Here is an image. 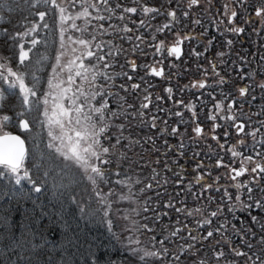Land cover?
Wrapping results in <instances>:
<instances>
[{
    "label": "rangeland",
    "instance_id": "374dc122",
    "mask_svg": "<svg viewBox=\"0 0 264 264\" xmlns=\"http://www.w3.org/2000/svg\"><path fill=\"white\" fill-rule=\"evenodd\" d=\"M12 1L14 0H10V2L0 0V65H3L2 70L5 72L9 82L16 80V76H13L12 73L20 76L29 88L33 86L35 81H38L36 97L39 99L29 95V104L24 105L22 102L23 94L20 92L19 87L10 89L8 83L0 81V92H2V95H0L1 134L8 131L21 133L24 138H29L35 153L39 150V143L46 144L50 152L58 157L61 162L72 164L81 172L88 184L86 186V196H90L98 205L97 200L99 197L96 196L97 185L88 179L86 169L81 167L80 163L66 159L64 155L56 151L55 147H49V121H51L53 135H60L59 126L54 122L58 118L56 116L58 110L55 109L54 105L58 102L56 97L60 94V91L64 88H69L70 90L66 96H72L77 91L78 86H81L85 93H92L98 90L100 94L92 100V105L99 107V102H101V97H103L107 101V108L110 111L106 112L104 121L97 123V130L104 123L108 124L106 133L101 135V143L105 147H110L115 157L118 156L114 152L117 149V136H124V128H120V125L125 126L126 115L129 112L131 114L130 117L135 116L137 121L142 119L146 126L144 133L148 145L139 148L137 153L135 152V159L141 170L142 166L147 169V163H152L151 159H154L151 166L155 167L158 156L165 155L164 153L168 155L166 161L171 157L173 158L174 153L177 154V151H172L171 148H175V146L178 148L183 139L197 141L200 146L201 144H207L215 148L216 145H221V150L227 149L229 152L235 150L242 154L241 160L233 157V159L235 158L234 162L232 161L227 165L221 163V172H218L216 177L220 176L219 182L221 185L219 186H224V190H227V197L233 198L236 204L239 203L237 204L239 206L242 204L245 193L244 187L251 182L254 184L259 182L262 176L259 170L255 174L251 173V168L255 166L257 161L264 163V88L260 87V85H264V72L263 70L262 72L260 71L261 66L258 63L257 67L253 69V76L250 80L246 81L245 77L244 79L237 77V81L231 83L233 84V92L228 90V92L217 97L213 95L209 97L207 95L205 98V95L200 92L201 87H199V84L202 80L207 79L208 87L212 83L222 86L223 83L221 82L224 80L225 73L223 70H220V72L219 68L226 67L229 70L234 59L242 56L240 49H235V46H233V42L238 40L241 35L230 31L231 28L245 26L252 19L253 33L251 41L252 43H258L259 41L263 43L264 40H261V38H264V13L260 16H257L256 13L264 9V0H198L196 4H191V0H182V2L177 1L175 3L176 8H171L169 11L178 9L185 11L184 7L189 9L191 6H201V11L206 17L210 19L216 18L213 23L218 29L212 32L210 37L204 38L203 41L204 45L201 54L204 53L206 64L201 67L199 65L192 67L189 64L190 52L194 53V60L198 59L196 56L197 50L193 48L188 50L185 55L184 64L186 65L184 66L171 60L170 56L167 58V54L164 52L165 49L161 51L163 58L157 56L156 45L162 44L167 47L170 41L163 39L150 48L148 38L151 36L144 35L143 31L152 32L154 30L155 34L160 37L162 36L160 31L164 28L163 26L166 25V22L160 18H154L155 12L145 13L142 10L140 11V2L138 0H107V3H104L103 0H93L97 7L87 8L86 15H81L85 9L79 3L73 7L68 3V0H55V4H59L60 8L64 9L63 21L60 19V8H56L55 4H37L36 0H15V3L10 6ZM8 5L10 6L9 8ZM156 6L157 4L152 8L155 9ZM2 7L8 8L5 14H3L2 10L4 8ZM131 7L137 8L139 12H127L126 9ZM233 11L236 12L235 17H237L234 23L230 21ZM39 12L46 13L43 19L37 15ZM214 14L216 15L214 16ZM6 16H8V19ZM97 17H105L106 19H98ZM108 17L110 19H107ZM141 21H144L143 25ZM44 24H47L48 27H44ZM73 24L78 28L86 27L87 31L83 33L77 31L72 28ZM139 27L140 29L142 27V34L138 31ZM62 28L64 29L63 48L61 47ZM194 28L190 27V29ZM4 31L7 33H4ZM25 33L26 35H24ZM181 33L176 31L172 37L177 38L179 35H185ZM187 34L195 35L196 32ZM218 34H220V38L224 37L226 38L225 41H227L221 43V47H218L219 43L216 44V38L214 39V36L217 37ZM48 35L49 38L46 39ZM137 37L140 39H137ZM32 39H35L37 44H31ZM77 39H84L89 42L87 49L84 45L74 43ZM138 44H140V47ZM227 44L228 48L224 46ZM20 45H23V49H21ZM96 45H100V47H96ZM208 47H210L208 49L209 52L212 51V55L209 56L206 49ZM230 47L234 48V50L229 51ZM261 47L264 49V45ZM73 49H75V52L72 51ZM21 50L28 52V57L23 65L19 63ZM87 51L93 52L94 55L89 57ZM96 55L102 56L103 59H95ZM58 56L60 57L59 60H57ZM215 57L220 59L221 62L216 63ZM245 59H247L246 56L242 58V61ZM70 61L73 63H70ZM133 62L135 68L131 66ZM165 62L170 63V72L177 71L186 75L192 73L197 74L200 78L197 79L196 84H194V79L192 78L190 80H193V82L184 83V85L188 83L191 86L189 90L182 91V89H185L184 87H180L181 89L172 87V90H175L173 93V91L168 92L163 88L162 97L163 99L168 98L170 104L167 103L161 106L158 101L159 94H156L152 106L141 107V104L147 105L150 102L152 98L151 86L153 83L156 85L152 69L158 70L160 63ZM224 62H228V66ZM53 69L56 70L55 73ZM85 69H87V80L83 79ZM199 69L202 70V78L201 73L198 71ZM77 71H80L82 75L77 76ZM42 72L44 73L43 77L41 75ZM238 74H240V71ZM69 75L73 77L71 84L68 82ZM218 75L220 76L213 80ZM93 77H95L94 80ZM108 77L112 78L109 79ZM128 77H131V79ZM163 78L160 81L165 83V87L166 80L167 82H172L165 77ZM50 80L52 81V87H49L48 82ZM139 81L141 82L140 88L131 87V85H138ZM89 82H91V85ZM193 85L196 86L194 87ZM247 87H249L248 95H241L240 89ZM105 93L107 94L105 95ZM44 99H47V105L43 103ZM232 99L235 104H231ZM9 100L12 105L16 100L15 103L20 107L18 114L13 111L11 106L5 105V101L8 102ZM61 102L65 107L69 106L66 98ZM79 102H84L83 97L80 98ZM161 102L163 103V101ZM158 105L163 110L159 116H157ZM45 108L48 110V117L44 115ZM87 110V107H85L84 111L87 112ZM166 110L171 112L168 113ZM134 112L136 114L132 115ZM75 115L74 112L71 114L73 120ZM20 116L24 117L19 118ZM15 117L19 119L15 121ZM212 117H215V119H212ZM153 118H155V127H152ZM22 120L28 121V130L21 126L20 122ZM240 122L245 124L242 132L238 131L236 127V125H241ZM64 123L65 130L74 137L75 132L70 129L75 128V125L69 126L67 118L64 119ZM11 124L17 130L11 129L9 127ZM196 127L202 129L199 135L194 131ZM173 128L177 129L175 133L172 132ZM253 132L255 133V138L249 135V133ZM113 133L116 137L114 140L112 139ZM53 143L63 148L60 140H55ZM64 144H67L66 139ZM248 146L253 149L249 150ZM159 147L163 149L162 154L158 151ZM245 150L246 152H244ZM257 153L262 155L258 156ZM247 156H252L254 162L245 161L242 165L241 161ZM106 158L111 159L110 156ZM236 160L238 164H236ZM22 164L20 168L21 175H23L25 169L28 170L27 163ZM111 166V164H108L104 167L109 170ZM242 166L249 168L248 171L241 177H236L235 180L231 179L233 174H235L231 169H238ZM157 170L155 169V171ZM147 175L140 177L129 175L118 178V182L114 181L116 187H110L108 183H100L98 185L99 189L104 193H109L110 189L115 190L117 193V196L110 195L109 199L114 202L113 212L119 209L113 219L115 218V221L119 224L117 231L121 233L122 242L137 258L135 262L130 264H139L138 260L144 259L155 264H201L199 260L205 256L201 252V240L192 241L188 235L191 232L201 237V226L197 227L196 220H191L188 226L183 221L178 223L182 226V230H188L186 236L179 239L174 238L171 233L159 235V237H156L157 235L150 236L147 234L146 228H140L139 231L132 230L136 225H143V200L140 201L135 196V191L138 192L137 189L141 186L138 180L141 179L143 183ZM198 176L205 178L207 175L200 170ZM152 179L154 183L160 182L157 177ZM237 184H240L241 187L237 188ZM119 195L130 196V198L120 200L118 199ZM195 204L193 211L198 214L197 210L201 209V201ZM101 207L103 208V205ZM175 212L177 213L176 210ZM180 215L179 219H184L182 218L184 214ZM109 216L112 217L113 213H110ZM106 219L108 220L109 217H106ZM129 238L138 240L140 243H130ZM161 240L164 242L163 245L158 243ZM178 244L182 246L179 247ZM189 245H193V247L189 248ZM162 248L168 249L167 254L162 253ZM186 248H188V251L185 250ZM132 249H135V251ZM145 252L156 253V255H145ZM177 256H179V260L176 259ZM236 258L242 263L252 264L251 259H249V262H245L241 255Z\"/></svg>",
    "mask_w": 264,
    "mask_h": 264
},
{
    "label": "trees",
    "instance_id": "16d2710c",
    "mask_svg": "<svg viewBox=\"0 0 264 264\" xmlns=\"http://www.w3.org/2000/svg\"><path fill=\"white\" fill-rule=\"evenodd\" d=\"M138 1L140 11L144 7L152 8L157 4L155 9H159V12L175 9V3L182 2V0ZM14 3L15 0L10 6ZM10 6L8 5V8ZM2 8L5 14L8 8ZM183 9L192 13L197 12L199 6ZM6 17L8 19V16ZM197 19L196 15L190 14L189 28L198 26L196 22H192ZM206 26L213 31L212 25ZM143 34L148 35L146 32ZM47 38L49 35L46 36ZM41 75L43 77L44 73L42 72ZM15 102L12 105L10 100L5 101V105L11 106L18 114L20 107ZM135 114L134 112L132 115ZM130 115V112L126 115L124 136H117L120 143L117 144L114 152L118 156L115 157L112 152L109 155L113 163L109 168L107 179L111 187L115 186L114 181L118 182L124 176L140 177L148 174L143 183L141 179L138 180L141 186L137 189L138 192L135 191V196L140 201L143 200L142 223L147 225V234L159 237V235H168L179 228L181 230L178 235L173 236L179 239L185 237L188 230H182V226L178 223L183 221L188 226L191 220L210 218V225H201V236H206L208 231H213V236L201 240V252L205 256L199 262L245 264L238 261L236 258L238 255L232 251L235 249L236 252L247 253V255H241L245 262L251 259L252 264L253 262L264 264V244L261 243V238L264 237V227H262L264 208L254 204L257 200L264 202V173L259 182L255 184L251 182L244 187L243 202L239 206L233 198L228 199L225 196L224 186H219L221 185L220 176L216 177L218 172H221V163L229 164L233 161L231 152L227 149L221 150V145H216L215 148L207 144L200 146L197 141L183 139L178 148L176 146L171 148L172 151H177L173 158L166 161L168 155L164 153L165 155L158 156L155 167L151 166L154 161L151 159L152 163H147V169L142 166L141 170L135 159V152L148 145L144 133L146 126L142 119L137 121L135 116L130 117ZM21 117L24 116L19 118ZM19 118L15 117L14 120ZM9 127L17 130L12 124ZM115 138L113 133L112 139ZM25 141L27 155L23 163H27L29 176L35 184L27 179L22 180L21 184H16L15 175L8 173L6 169L4 170L6 174L0 175V264H130L135 262L137 258L122 242L121 233L117 231L118 222L114 218L109 225L101 205H97L90 196H86L88 184L81 172L74 165L61 162L50 152L46 144L39 143V150L35 153L29 138H25ZM247 148L253 149L250 146ZM158 151L162 154V147H159ZM218 161L220 166H217ZM0 169H3V166H0ZM155 169L158 170L155 171ZM200 170L207 175L205 178L198 176ZM153 177H157L160 182L154 183ZM197 178H200L199 182ZM147 184L152 187H146ZM205 185L213 187L205 189ZM36 187H40L39 192L35 191ZM248 187L252 190L251 200L248 198ZM201 192L203 195L197 199ZM221 196H225L223 201L220 199ZM208 197L213 198L210 203ZM199 201H201L202 213L196 214L193 206ZM169 203L173 206L169 207ZM245 204L253 206L246 208ZM217 206L220 212L216 217H211V212L216 211ZM177 208L182 211L176 213ZM182 213L184 219H179ZM252 217L257 219L253 220ZM217 227L221 229L219 232L214 231ZM249 244L251 247H248ZM178 246L182 245L178 244ZM185 250L188 251V248ZM220 252L224 255H218ZM138 261L139 264H155L146 259Z\"/></svg>",
    "mask_w": 264,
    "mask_h": 264
},
{
    "label": "snow or ice",
    "instance_id": "6c2138e0",
    "mask_svg": "<svg viewBox=\"0 0 264 264\" xmlns=\"http://www.w3.org/2000/svg\"><path fill=\"white\" fill-rule=\"evenodd\" d=\"M104 3H107V0H103ZM198 2V0H191V4H196ZM37 4H45V5H53L55 4V0H36ZM68 3L71 6H75L77 3L80 4V6L82 8L85 9V11L83 13H81V15H86L87 14V8H95L97 7V5L93 2V0H68ZM56 8H60L59 4H55ZM61 11V21H63L64 16H63V12L64 9L60 8ZM127 12H136L137 8L135 7H131V8H127L126 9ZM143 12L148 13V12H159V9H154V8H149V7H144L142 9ZM262 13H264V9H261L260 11H258L256 13L257 16H260ZM41 19H43L46 15L45 12H39L37 14ZM169 15L174 16L175 13H169ZM184 15H187V13L185 12ZM231 16L234 18L236 16V12L233 11L231 13ZM98 19H106L105 17H97ZM107 19H110V17H108ZM196 23H199V21H196ZM141 24H144V21H141ZM44 27H48L47 24H44ZM164 28L169 27L168 25H164ZM73 29H76L77 31L80 32H85L87 31V28H78L75 24L72 25ZM230 31L235 32V33H240L243 31L242 28H238V27H233L230 29ZM63 33H64V29H61V47H64V39H63ZM19 35V34H18ZM26 35V33L24 34ZM129 39H131V37H129ZM137 39H140L139 37H137ZM74 43L79 44V45H84L85 48L87 49L88 43L87 41H85L84 39H77L76 41H74ZM230 43V41H229ZM31 44L35 45L37 44V41L35 39L31 40ZM21 49H23V45H20ZM96 47H100V45H96ZM73 52H75V49L72 50ZM173 52L178 51V48L173 47L172 49ZM87 55L89 57H92L94 54L91 51H87ZM221 55H223V53H221ZM28 57V52L21 50L20 54H19V63L20 65H23L25 60ZM60 57H57V60H59ZM79 59V57H78ZM95 59L97 60H102L103 57L96 55ZM70 63H73L72 61H70ZM131 66L133 68H135V64L134 62L131 64ZM3 69V65H0V81H4L6 83H8V87L10 89H15L17 87H19L20 92L23 94V104L24 105H28L29 104V95H31L32 97L39 99L36 97V91L38 90V81H35L33 83V86L31 88L27 87V85L24 83V80L20 77L17 76L16 73H12L13 76H16V80L9 82L7 77L5 76V72L2 70ZM9 71H11L9 69ZM55 69H53V72L55 73ZM153 73H155V75L159 76L162 74L161 71H157L155 68L152 69ZM87 69H85V74L83 75V79L87 80L88 77L86 75ZM77 76H81L82 73L80 71L76 72ZM109 79H111L112 77H108ZM129 79H131V77H128ZM95 79V77H93V80ZM73 80V77L71 75L68 76V82L71 84ZM49 87H52V81L50 80L49 82ZM91 85V82H89ZM194 87L196 85H193ZM132 88H138V85H131ZM199 87L203 88L205 87L204 83H200ZM261 88H264V85H260ZM69 88H64L60 91V94L56 97V100L58 101L57 103H55L54 107L57 111L56 116L58 118L55 119V124L59 126L60 129V135L58 136H54L52 131H51V121H49L50 124V130H49V137H50V143H49V147H55L57 152H60L62 155L65 156L66 159L73 161V162H78L80 163L81 167H84L88 173V179L93 183L97 185V189H96V196L99 197V199L97 200V203L100 205H103V212L105 214L106 217H109L108 219V223L109 225L112 224L113 222V217L115 215V213L119 212V209H116L115 212H113V201H111L109 199V196H117V193L115 192V190L110 189L109 193H104L102 192L98 185L100 183H108V179L107 177L109 176V170L106 169L104 166L113 163V161L111 159L106 158L107 156H109L111 154V150L110 147H105L103 146V144L101 143V135L106 133V129L108 128V124L104 123L103 126H100L97 130V123L100 121H104L105 120V114L106 112L110 111V109L107 108V101L103 99V97H101V102H99L100 106L99 107H95L92 105V100H94L96 98L97 95H99V91H94L92 93H85V91L83 90V88L81 86L77 87V91L75 93H73L72 96H66V94L69 92ZM166 91L171 92L172 89H167ZM248 91L247 88H241L240 89V93L241 95H244L246 92ZM51 94V93H49ZM107 93H105L106 95ZM0 95H2V92H0ZM83 97V101L84 102H79L80 98ZM68 100V107H65L64 104L61 102L64 99ZM145 99H147V97H145ZM43 103L45 105H47L48 101L47 99H44ZM182 103V102H181ZM233 103H235V101H233ZM87 107V112L84 111V108ZM141 107L146 108L147 105L146 104H141ZM75 113V119L73 120L71 114ZM44 115L45 117H48V110L47 108L44 109ZM113 115H115V113H113ZM177 115H179V113H177ZM67 118V122L68 125H75V128H71L70 130L75 132V136H71L68 134V131L65 130V123H64V119ZM5 119H7V117H5ZM212 119H215V117H212ZM155 118H153V124L152 127H155ZM21 126L25 129L28 130V121L26 120H22L20 122ZM238 131L242 132L243 131V125H236ZM120 128H124V125H120ZM177 131V129L173 128L172 132L175 133ZM196 134H200L202 132V129L200 127H196L194 129ZM249 135H252L253 138H255V133H249ZM65 139L67 140V144H64ZM4 140H10L12 141V143H9L7 145H0V166H3V169H0V175L6 174L5 173V169L7 170L8 173L14 174L15 175V182L16 184H21L22 180H29L30 183L35 184V181L32 180V178L29 176L28 170L25 169L23 175L20 174V168L21 165L25 159L26 156V151L23 147L24 145V141L20 139L19 136H10L8 134H5L4 136H0V141H4ZM55 140H60L61 144L63 145V148L56 146L53 141ZM120 143L119 138H117V144ZM222 147V146H221ZM232 157H238L240 155H242L241 153L233 150L231 152ZM257 155H262L260 153H257ZM246 162H254L253 161V157L252 156H247L244 158L243 161H241L242 165ZM217 166H220V162L218 161ZM257 170H259L260 173H264V165L260 164V163H256L254 167L251 168V173L255 174L257 173ZM231 171L235 172V175L231 177V179L235 180L236 177L243 175L246 171H248L247 168L245 167H241L239 170H236L235 168L231 169ZM47 174V173H45ZM200 178H197V182H199ZM255 179V177H254ZM166 183V181H165ZM146 187L150 188L152 187V185H146ZM212 185H205V189H210L212 188ZM237 188L241 187L240 184L236 185ZM217 191L219 189H216ZM35 191L39 192L40 191V187H36ZM251 187H248V192H249V199L251 200ZM203 192H201L197 199H199V196H202ZM227 190L225 189V196H227ZM225 196H221V201H223L225 199ZM130 198V196H124V195H119L118 199L123 200V199H128ZM209 203L212 201V197H208L207 198ZM228 199H231V197L229 196ZM237 199H239L237 197ZM255 206L258 207H262L264 208V202H261L259 200L254 202ZM169 207H172L173 205H171V203L168 204ZM253 205L250 204H245L244 207L246 208H250ZM147 210V209H145ZM177 212L182 211V209L177 208L176 209ZM186 211V209L184 210ZM198 212L202 213V209H198ZM220 212V208L219 206H217V210L211 212V217H216L218 215V213ZM113 213V216L110 217L109 214ZM188 215H192V213H187ZM253 220L257 219L256 217H252ZM197 227L201 226V225H210L211 224V219L210 218H204L202 220H197L196 221ZM262 227H264V225H262ZM140 228H147V225H136L132 230L133 231H139ZM181 229L177 228L174 229L171 233L172 236H177L179 231ZM221 229L219 227H217L216 229H214V231L219 232ZM189 238L192 241H197V240H205L209 237L213 236V231H208L206 236H201L198 237L196 235H192L191 232L188 233ZM129 242L130 243H135L138 244L140 243V241L138 240H134L133 238H129ZM158 243H160L161 245H163V240L159 241ZM261 243L264 244V237L261 238ZM189 248H192L193 245H189ZM248 247H251V245L249 244ZM133 251H135V249H132ZM233 252L236 253V255H247V253H243V252H236L235 249H232ZM168 249L167 248H162V253L163 254H167ZM145 255H156V253H152V252H145ZM218 255L223 256L224 253L220 252L218 253ZM141 259H143V257H141ZM177 260H179V256L176 257ZM201 264H204V262H201ZM254 264V262H253Z\"/></svg>",
    "mask_w": 264,
    "mask_h": 264
},
{
    "label": "flooded vegetation",
    "instance_id": "af4514ba",
    "mask_svg": "<svg viewBox=\"0 0 264 264\" xmlns=\"http://www.w3.org/2000/svg\"><path fill=\"white\" fill-rule=\"evenodd\" d=\"M172 12L175 13L174 16L169 15V13H172ZM185 12L187 13V15H184ZM190 14L196 15L198 17L197 21H199V23H197L198 26L195 27L194 29L189 28V24H190L189 16H190ZM153 16H154V18H157V19L160 18L161 20H165L166 25L169 26L167 28L161 29L160 32H161L162 36H160V37H158V35L155 34L154 30H152V32L143 31V33L146 32L149 37L151 36L150 38H148V40H149L148 44L150 45L149 46L150 48L154 47L156 45V42L162 41L163 39H167L168 41H170V43H168L167 47H164L162 44L156 45L157 56L162 57L161 51H162V49L163 50L165 49L166 51L164 50V52H165V54H167V58H168V56H170L171 60L175 61L179 65L184 66V65H186V64H184L185 63L184 62L185 55L188 53V50H191L193 48V49L197 50L196 56L198 57V59L194 60L193 57H195V55H194V53L190 52V59H189L190 66L196 67L197 65H199L201 67L202 65L206 64V60L204 59V53L201 54V51H202V48L204 45L203 41H204V38L210 37L211 33L218 29V28H216V25H214V23H213V20L216 18H213V19L207 18L205 16V14L201 11V6L199 7V10L197 12L190 13L189 11H182V10L178 9L175 11L171 10V11H164V12H155ZM217 18H219V17H217ZM236 18L237 17L233 18L231 16L230 21L234 23V21H236ZM251 21H252V19H251ZM251 21L249 20L245 26L239 27V28H242L243 31L239 33V35H241L239 37V39L233 42L234 43L233 46H235L234 48L240 49L241 55L243 57L246 56L247 59L242 61L243 57L240 56V58L234 59L232 65H231V68L229 70H227L226 67H224V68L220 67L219 68V71L223 70L225 73L224 74V80L221 82V83H223L222 86L218 85L217 83L216 84L212 83L208 87L207 79L202 80L201 83H204L205 87L201 88L200 92L203 95H205V98L207 97V95L209 97H211L212 95L216 96V97L221 96L223 93L228 92V90H230V92H233V88H232L233 84H231V83L236 82L238 78L244 79V77H245L246 81L250 80L253 76V71H254L253 69L257 67L258 63L261 66L260 71L262 72V70H263V72H264V49H262V47H261L262 45H264L263 44L264 41H263V43H260V41L258 43H252L251 36L253 33V31H252L253 25L251 26ZM192 22H196V21H192ZM206 25H212L213 31H211L210 27H208ZM138 31L140 34H142V27H141V29L139 27ZM176 31H178L180 33L183 32L181 34L182 35L185 34V35H183V36L179 35L177 38H173L172 36L175 34ZM190 32H196V34L195 35L187 34ZM4 33H7V32L4 31ZM144 35H146V34H144ZM219 36H220V34H218L217 37L214 36V39L216 38V41H215L216 44L219 43L218 47L219 46L221 47V43H225L227 41H225L226 38H224V37L220 38ZM174 39H176V40H174ZM261 40H264V38H261ZM209 44L211 45V43H209ZM138 45L140 47V44H138ZM224 46L227 48L229 47L228 44L224 45ZM173 47L178 48V51L173 52L172 51ZM234 48L230 47L229 51L234 50ZM179 49H181V53L178 56L177 52H179ZM206 49H207V55L208 56L212 55V51L209 52V50H208V49H210V47H208ZM143 59H144V57H143ZM215 60L217 61L216 63L221 62V60L216 59V57H215ZM190 61H192V62H190ZM196 63H198V64H196ZM224 64L227 65L228 62H224ZM169 65H170V63H167V62L160 63V65H159L160 67L158 68L157 71H161L162 74L157 76L154 73V78H155L154 82L156 83V85L153 83L151 86L152 98H151L150 102L147 104L148 107L152 106V104L154 103L153 99H154V96L156 94H159L158 95V101L161 104V106L166 105L167 103L170 104V101L168 100V98L163 99V97H162V89L163 88H165V91L170 86H171L170 87L171 89H172V87H174L175 89L180 88V87L181 88L184 87L185 89H182V91H185L186 89L189 90V88H191V86L188 83L190 81L193 82V80H190V79L191 78L194 79V84H196L197 79L200 78V76H197V74L190 73V74L186 75V74L179 73L177 71H171L170 72L169 71ZM198 71L201 73V78H202V70L199 69ZM239 71L243 77L240 74H238ZM220 75L213 78V80H216V78H218ZM263 75H264V73H263ZM163 77L172 81V82H167V80H166V87H165V83L163 81H160L161 79H164ZM174 81H176V82H174ZM185 82H188V83L184 85ZM174 83H176V84H174ZM140 85H141V82L139 81V84H138L139 88H140ZM217 86H218V88H217ZM247 89L249 91V87H247ZM172 91H173V93L175 92L174 89ZM248 91L245 93V96L248 95ZM161 101H163V103ZM233 101L234 100L232 99L231 104H235V103H233ZM246 103H248V105H250L248 101H246ZM159 105L157 107V114H158L157 116H159L163 111L162 107ZM166 112L169 113L171 111L166 110ZM166 115H168V114L166 113ZM240 124L243 125V130H244L245 124L243 122H240ZM200 127H201V125H200ZM11 132H14V131H8V132H4V133H11ZM16 133H18V132H16ZM19 134L22 136L21 133H19ZM241 156L242 155L236 157L237 160H241ZM234 160H235V158L233 159V162H234ZM237 160H236V164H238ZM257 163L264 165V163H261L259 161H257ZM225 165H227V164H225ZM245 168H247V167H245ZM239 169L240 168H238L236 170H239ZM234 175L235 174H233V176Z\"/></svg>",
    "mask_w": 264,
    "mask_h": 264
},
{
    "label": "water",
    "instance_id": "95a60500",
    "mask_svg": "<svg viewBox=\"0 0 264 264\" xmlns=\"http://www.w3.org/2000/svg\"><path fill=\"white\" fill-rule=\"evenodd\" d=\"M180 53H181V49H179V52H177V55L179 56ZM5 134H8L10 136H19L20 139L24 141L23 147H24V149H25V151L27 153V144H26V141H25V139L19 133H16V132L4 133V134H0V136H4ZM9 143H12V141H10V140L0 141V145H7Z\"/></svg>",
    "mask_w": 264,
    "mask_h": 264
}]
</instances>
